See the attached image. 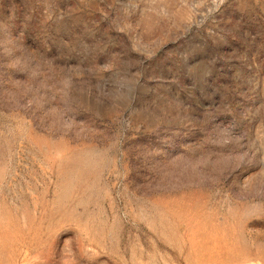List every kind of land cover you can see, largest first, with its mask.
I'll use <instances>...</instances> for the list:
<instances>
[{
    "label": "rangeland",
    "instance_id": "rangeland-1",
    "mask_svg": "<svg viewBox=\"0 0 264 264\" xmlns=\"http://www.w3.org/2000/svg\"><path fill=\"white\" fill-rule=\"evenodd\" d=\"M0 264H264V0H0Z\"/></svg>",
    "mask_w": 264,
    "mask_h": 264
}]
</instances>
